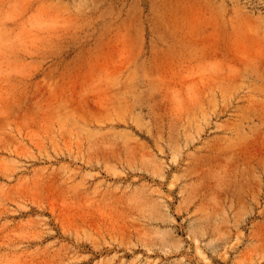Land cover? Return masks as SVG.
Segmentation results:
<instances>
[{"label":"rangeland","instance_id":"obj_1","mask_svg":"<svg viewBox=\"0 0 264 264\" xmlns=\"http://www.w3.org/2000/svg\"><path fill=\"white\" fill-rule=\"evenodd\" d=\"M0 264H264V0H0Z\"/></svg>","mask_w":264,"mask_h":264}]
</instances>
